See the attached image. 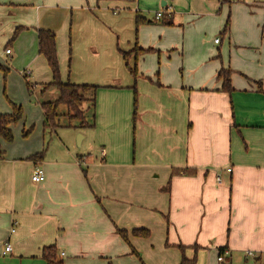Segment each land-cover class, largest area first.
<instances>
[{"label":"crops","instance_id":"0c3cea01","mask_svg":"<svg viewBox=\"0 0 264 264\" xmlns=\"http://www.w3.org/2000/svg\"><path fill=\"white\" fill-rule=\"evenodd\" d=\"M41 29L57 36L61 80L98 88L84 153L70 135L51 150L41 138L57 130L40 102L58 95L42 94L53 76ZM137 49L126 68L120 51ZM5 70L23 106L18 71H31L42 127L20 145L16 126V141L0 138V264H48V247L63 264H264V0H0V91Z\"/></svg>","mask_w":264,"mask_h":264},{"label":"trees","instance_id":"16d2710c","mask_svg":"<svg viewBox=\"0 0 264 264\" xmlns=\"http://www.w3.org/2000/svg\"><path fill=\"white\" fill-rule=\"evenodd\" d=\"M222 4L229 3L230 0H219ZM156 21V20H155ZM138 24L141 20L138 17ZM165 25H172V21H169L167 17L161 21ZM229 28V22L226 25V31ZM38 41H39V52L48 62L53 75V81L50 85L44 86L42 88V94L50 88L57 90V98L52 101L42 100L40 105L42 107L45 122V129L56 131L62 127L60 124V118L62 115L59 110L61 106H65L67 109V118L69 119V124L66 127L78 126L81 128H94L95 127V108H96V93L97 87H91L87 85H75L70 82L64 83L61 80L60 72V61L58 58L57 49V36L55 32L50 30H38ZM146 51L142 49H137L129 53H120L123 55L127 66L129 67V61L132 56H138L139 54H144ZM135 74V72H134ZM7 72L5 70V79L7 78ZM231 72L220 71L218 78L224 80V89L231 91ZM31 88V87H30ZM88 104L85 106V104ZM92 113V121L87 120V115ZM24 119V109L21 105L12 103V112L9 114H0V138L6 143H13L15 140V135L13 132V127L19 124ZM78 122L79 125L75 123ZM134 125L136 123V112L133 117ZM29 134L26 133L25 136ZM43 154L36 155L30 159H37L42 157ZM5 157V152L2 150L0 143V160ZM174 173H178L174 171ZM169 185L163 190H168ZM120 235L128 241V234L124 231L119 230ZM134 236L137 237H147L150 233L146 230H136L133 232ZM185 247H182V251ZM43 258L48 262V264H63V261L58 257V253L55 247H48L44 249ZM196 259L188 260L183 256L181 264H195Z\"/></svg>","mask_w":264,"mask_h":264},{"label":"rangeland","instance_id":"374dc122","mask_svg":"<svg viewBox=\"0 0 264 264\" xmlns=\"http://www.w3.org/2000/svg\"><path fill=\"white\" fill-rule=\"evenodd\" d=\"M141 11H142L141 13L149 19V18H153L154 15H156L157 12H160L162 10L160 9L159 11L156 12L154 10H151L148 7H145L144 9H141ZM155 26L163 27L164 25H163L162 22H159V23H156ZM224 37H225V35H216L215 36V38H219V40L224 39ZM126 68H127V65H126ZM23 71L24 70L18 71V72L21 74V77H24V79L27 80V81H30V83L26 82L24 84V88L25 89H24L23 98H25L27 100V105L26 106L24 105L25 107L23 105H21L23 107V109H24V119H23V121L27 120L26 131H24L23 130L24 128L21 125H19L20 123L16 125L17 128L15 127L17 129L16 130L17 133H19V139L20 140L18 139L16 141L17 138L15 136V140L14 141H16V143L19 142L18 145L21 144L20 141H25V140L33 137L35 135V131H36V128L38 126L42 127L41 123H40L41 112H40V109L38 107L39 104H37V101L40 99V89L39 88L36 89L37 87H35L33 85L35 83V81L31 82V80L29 78L25 77ZM60 72H61V69H60ZM61 75H62V72H61ZM8 76H7V80H5V83H4L3 79H2V88H1V91H0V95L3 97L4 101L6 99V101L8 102V104L10 106V108L12 109V103L13 104H15V103L8 99ZM27 85H28V89H27ZM17 88H18L17 78H14V82L12 83V86L10 88L11 89V93L16 94L17 93ZM18 95H20V91H18ZM45 99L48 100V98H45ZM86 105H88V104L86 103L84 107H86ZM59 111L63 114V112L66 113L67 109H66L65 106L64 107L62 106V108L60 107ZM66 116H67V114H66ZM87 120L89 122L92 121V113H89L87 115ZM60 124L62 125V127L57 130V134L52 133L50 131H47L46 133H44V137H43V134H42V131H41V138L42 139L44 138V141L46 142V144L48 143L50 145V150L54 149V147L60 146V145H58L60 143V138H64V136L70 135L72 137V139L76 141V151H82L83 153H84V151H89V148L92 147V144H91V140H90L91 138L89 137L88 128H81V127L76 126V132H75L74 129L67 128L66 126L69 124V119L67 117H65V116H62L60 118ZM75 124L79 125L78 122H76ZM31 128H32V132L28 136H25V134ZM15 134H16V132L14 133V135ZM80 136L85 138L83 140L84 145H82L81 147H78L79 146L78 144H79ZM85 154H87V153H85Z\"/></svg>","mask_w":264,"mask_h":264},{"label":"built area","instance_id":"2783aa9c","mask_svg":"<svg viewBox=\"0 0 264 264\" xmlns=\"http://www.w3.org/2000/svg\"><path fill=\"white\" fill-rule=\"evenodd\" d=\"M170 13H171V12H168V11H166L165 9H163L162 11L156 13V15H155V20H156V21H161V20L164 19L165 17H169V16L171 15ZM216 43H219V39L216 40ZM6 53H7V54H10V53H11V50L8 49V50L6 51ZM23 73H24L25 77H27V78H30V77L32 76V73H31L30 70L23 71ZM33 87H34V86H33ZM104 155H105V154H104ZM229 172H231V169H229ZM43 179H44V170H43L41 167H37V168L35 169L34 175H33V177H32V181L35 182V183H40V182L43 181ZM217 182H218L219 184H222V178H221V177H218V178H217ZM12 232H14V230H13ZM11 251H12V247H11V245L8 243V244L6 245L5 253H9V252H11ZM219 261H223V257H222V256L219 257Z\"/></svg>","mask_w":264,"mask_h":264},{"label":"water","instance_id":"95a60500","mask_svg":"<svg viewBox=\"0 0 264 264\" xmlns=\"http://www.w3.org/2000/svg\"><path fill=\"white\" fill-rule=\"evenodd\" d=\"M162 6H166V3H165V2H163V3H162Z\"/></svg>","mask_w":264,"mask_h":264}]
</instances>
